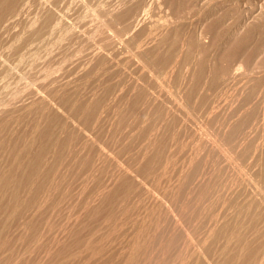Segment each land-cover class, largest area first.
I'll list each match as a JSON object with an SVG mask.
<instances>
[{"label": "rangeland", "instance_id": "obj_1", "mask_svg": "<svg viewBox=\"0 0 264 264\" xmlns=\"http://www.w3.org/2000/svg\"><path fill=\"white\" fill-rule=\"evenodd\" d=\"M43 1L45 0H0V7L3 10L2 16H0L1 88L3 89L4 85L8 83L5 86L7 89L0 90V169L3 167L5 170L8 169L0 170V175L3 172V174L6 173L4 174L6 177H9V173H11L10 177H12L8 179L4 175V177L0 176V188L4 189V191L0 189V264H155V261L156 264H171L170 255H166L169 253H165L166 250L171 254V250L164 246L167 245L172 234L185 231L187 226L184 225V218H181V210L188 202L189 197L194 196V186H197L198 181L200 183L201 180L204 183H207V180L210 184L215 183L216 187L217 185L221 186V182L227 180L228 175L230 178L234 176L232 173L235 166H238L237 162L240 160V162H244L237 155L235 142H233L234 144L225 142L224 137L225 133H228L227 128H232L239 115L249 116L251 113L250 101L256 96L264 95V0H63V2L55 0L54 3H57L58 6L53 5V1L47 0V3L44 2L45 4ZM44 8L47 9L44 10ZM53 12L52 17L56 18V21L51 18ZM46 15L47 18H45ZM48 18L53 20L51 23L57 22V25H52L53 23L50 24L48 21L50 26L47 22ZM100 20L101 23L98 24ZM95 22L97 23L95 24ZM54 26L57 28L54 29ZM88 31L92 33L93 37L91 34V37L88 36ZM24 35L28 38H25ZM88 37L93 39L90 40ZM106 39L109 43L105 41L104 44L103 40ZM30 40L33 43L37 42L34 43L35 52L34 45ZM97 41L100 43L97 44ZM114 41L121 49H118L116 44H112ZM28 43L33 45L32 49ZM125 43H127V47ZM24 44L25 46L28 44L26 48H24ZM97 45L100 50L95 52L94 48ZM100 46H104L105 49ZM138 46L144 48V52L146 50V55H148L147 52L149 53L148 57L143 55V51L138 54V57H141L138 58V61L146 58V63L145 61L143 63V60L139 63L147 66L144 71L146 67L144 65L140 75H138L139 70H136L133 62L126 59V56L134 52ZM17 48L22 50L21 54ZM128 48L132 49L128 50ZM29 49L33 50L32 53ZM125 49L127 52L132 51L127 54V52L124 53ZM17 53L18 55H16ZM19 54L22 57H19ZM28 57H30V61ZM5 58H8V62ZM135 59L137 60V56ZM4 61L9 66L5 65ZM235 62L242 65L238 70H241V74H239L240 72L236 74L239 80L233 79L236 76H232L231 73ZM4 66H7V69ZM147 69L150 70L149 73L146 71ZM141 73H144L142 77ZM132 74L134 77L137 75L136 78H133ZM145 74H148L147 77L144 76ZM151 75L155 79H152ZM66 77H70V81L69 78L65 80ZM131 77L132 79H130ZM143 78L145 83H143ZM242 78L245 80L241 82ZM10 79H12L11 82ZM60 79L65 82L62 84ZM136 80L139 81L135 82ZM4 82L5 84L2 85ZM64 84L65 87H63ZM131 87H135L136 90L132 91ZM43 89L45 90L43 91ZM74 90L73 95L69 94ZM37 91L44 92L43 94L47 97L39 95ZM74 93H78L79 96L76 98ZM7 94L9 95L5 97L4 95ZM43 96L49 101L47 99L45 101ZM247 96L252 98L247 99ZM3 98L6 99L3 100ZM73 98L79 99L78 102L75 103ZM244 99L249 102L243 103ZM89 102L93 103L94 109ZM83 103L84 105H82ZM39 104L44 106L43 109L49 108V110L44 111ZM48 104H51L52 107ZM101 104L104 105V109ZM79 105H82V108ZM99 105L102 109L99 108ZM237 105L241 109L249 108L250 111L244 112L245 109H243V113L240 114L242 110L237 109ZM246 105L247 107H245ZM8 107L9 109H7ZM89 108L92 109L91 112H89ZM210 108H213L212 111ZM93 110L97 112L95 113ZM255 110L256 115L249 116L247 124L252 122L250 119H254V124H257L259 128L254 125L252 139L262 145L264 143V136H262L264 134V114L260 111V107ZM235 111L237 112L235 113ZM44 112L45 114H42ZM213 112L216 115L215 118ZM216 112L218 115L223 113L224 117L223 114H221L222 117L218 116ZM82 113L86 114L83 116ZM88 113L90 114L87 115ZM91 113L93 114L91 115ZM238 113L239 115H236ZM258 113L262 114V118H258ZM43 115H45V119L47 117V121L43 119L45 122L39 121L42 120ZM201 116L205 119H201ZM227 116L229 120L226 118ZM209 117H213L210 120L216 121L214 123L219 124V127L213 122L209 123ZM232 117H234V122ZM255 117L259 119L257 123ZM82 119H84L83 122L85 121L84 126H89L88 128L83 126ZM204 120H206L205 124L201 125ZM37 121L40 122V125L37 124ZM75 121L78 124L82 123L79 125L83 126H81L83 130L77 127L79 129L73 133L76 129L74 127L76 124L73 123ZM223 121L226 123L224 124ZM231 122H233L231 127H228ZM221 123L224 124L222 129H220ZM34 124L39 127H35ZM67 124L68 126H66ZM70 125L71 128H69ZM206 125L209 128L211 125L212 127L215 125V127L209 130ZM202 126L205 127L203 130L207 128L208 132L206 130V132H202ZM214 128H218L220 131ZM224 128L226 131L223 130ZM66 129L71 130L72 133H70L71 131L65 132ZM214 130L217 132L216 136L215 132L212 133ZM83 131L91 134V136L88 134L92 137L89 139L90 142L87 140L89 136ZM256 131L257 133H255ZM258 132L262 134L260 135ZM190 133L193 135L189 137ZM84 135L88 136L85 142ZM93 135L98 141L93 139ZM221 135H224V137L222 136L224 141L221 140ZM256 135H259V140ZM69 138L77 140V143L82 139L83 143L77 144L72 140L73 144ZM196 138L201 144L196 142ZM216 138H220L221 141L217 139V142ZM23 139L27 142L24 143ZM92 139L95 140V146ZM86 141L90 146L86 145ZM192 142H196L195 146L194 143L192 145ZM213 142H216L218 146H215ZM222 143L225 144V147L227 144V146L230 145V149L226 150L223 145L222 149L220 146ZM197 144L198 146H196ZM30 145L31 147H27ZM188 145H190L191 152ZM21 146L22 148H20ZM103 146L109 150V153L105 152L107 155L105 153L102 155L105 158H100L99 156L106 150H101ZM146 146H151V150L146 149ZM209 146L210 150L207 148ZM231 146H233V150ZM83 147L88 149L84 150ZM215 147H218L219 150L216 149L218 153L215 151ZM27 148L30 150L23 152ZM201 148L204 151H201ZM43 149L45 153L42 152ZM222 150H225V153ZM200 151L206 152L202 154ZM41 152L46 155L41 156ZM226 152L228 155L230 154V157H227ZM223 153L226 158L231 160L227 162L222 156ZM57 154L58 158H55ZM191 154L195 155L194 161ZM200 154L203 156H199ZM26 155H28L27 159L24 158ZM29 155L31 156L30 161L28 160ZM189 155L190 157H188ZM196 157L200 159L199 162H196L198 161ZM202 157H205L204 160ZM234 157L235 159L238 157L237 161H234ZM22 158L24 160L20 162ZM44 158L45 160H43ZM220 158L221 160H218ZM211 159H214L215 162L214 160L211 162ZM222 159H225L226 163ZM27 161H33L32 163L39 161V163L43 161L46 163L47 161L48 168L45 163H43L45 169L43 167L44 170H42L43 164H40L41 166L36 163V165H31L32 163L29 164ZM51 161H54L55 168ZM189 161L192 164L188 163ZM232 161L233 164L234 162L237 164H232V166ZM214 163L219 164L217 166ZM205 164H209L206 166L207 170L204 168ZM240 164H243V168L246 167L245 162ZM27 165L28 167L24 169L23 167ZM38 166L43 172H40ZM194 166L198 168L203 166L202 171L199 170L198 173V168L194 169ZM182 167H186L185 171ZM189 167L193 168L192 174L189 172L192 171ZM13 168L16 170L13 171ZM46 168L48 172L45 171ZM224 168H227V171ZM9 169L13 172H9ZM126 169L130 171L128 172ZM194 170H196V174H194ZM203 170L206 175L204 178H200V176H204ZM214 170H219L215 172L220 177L214 174ZM17 171L19 175L24 171L23 178H21L22 175L18 176ZM206 171L208 174L205 173ZM178 172H181L180 175L184 177L176 175L179 174ZM38 173H45V175L39 176ZM223 173L226 174L224 177ZM188 174L194 178L189 176L188 180ZM212 174L216 175L218 181ZM16 175L19 178L17 180L13 179L17 177ZM207 175H210L211 179ZM179 177L182 178L181 182ZM196 178L197 182H195ZM212 179H215L214 182ZM173 180L176 181L173 182ZM215 181L218 182L217 185ZM225 181L223 184L229 180ZM13 182L16 183H14L15 186L12 184ZM31 182H34L33 185L30 184ZM50 182L54 187H50L52 186ZM35 183L37 187L35 186L34 189ZM148 183L152 184L149 186H151L150 189L153 187V190L146 186ZM181 183L184 187L186 185L188 187H181L183 186ZM154 184L162 193L159 192V189L154 188ZM161 185L170 187L165 189ZM27 186H30V189ZM191 186L194 192L190 191ZM216 187L213 193L216 192L214 198L218 199L219 196V198L223 196L221 194L224 190L221 187L220 189ZM26 188L30 192H27ZM170 188L172 192L165 191H169ZM181 188L185 190H181ZM143 189L145 190L143 191ZM146 191L148 193L155 191L157 194L153 192L150 194L155 196H149ZM181 191L182 194H180ZM15 194L17 195L14 196ZM225 194L224 197L228 198L229 194ZM157 195L162 196V200H159L160 197L158 198ZM217 195L218 197H216ZM17 196L19 197L16 201ZM148 196L158 199L155 198L153 200L155 203H153L151 201L154 198L149 200ZM224 197L222 198L225 199ZM163 199L164 204H161ZM181 205H183L182 209ZM219 206L220 204L217 203L215 208L213 207V212L221 214L223 208ZM261 209L263 212L260 222L263 220L261 218L264 216V207ZM223 210L226 211L225 208ZM220 214L219 216H221ZM178 216L179 219L181 218L180 220L176 219ZM228 216L230 218V215ZM172 218L176 221L179 220L180 224L178 221L176 224ZM181 221L184 224L183 222L181 224ZM260 222L259 224H264V222ZM171 223H173V227H176L174 230H172ZM180 226H183L181 230ZM258 226L261 229H258V233L264 231V225L262 228L260 225ZM258 233L256 234L258 235ZM261 234L258 235L262 236L259 240L257 235L252 237L253 252L256 251L254 246H257V249L262 246L260 250L264 247V234L263 232ZM222 241L217 243L216 247L223 244ZM160 242L161 244H159ZM232 245L234 244L232 243ZM163 252L168 257L166 260ZM246 253L245 255L249 257L248 252ZM161 257L165 262L160 260Z\"/></svg>", "mask_w": 264, "mask_h": 264}, {"label": "bare ground", "instance_id": "obj_2", "mask_svg": "<svg viewBox=\"0 0 264 264\" xmlns=\"http://www.w3.org/2000/svg\"><path fill=\"white\" fill-rule=\"evenodd\" d=\"M53 1V2H52ZM58 1H60V0H58ZM47 3V0H45V1H43V3ZM50 2H52L53 3V5L55 4V5H57V3H54V2H56L55 0H50ZM62 2H63V0H62ZM44 3V4H45ZM59 3V2H58ZM43 4V5H44ZM61 5V3L59 4V6ZM58 6V5H57ZM45 9H47V8H44V10ZM3 10L1 9V7H0V16H2L1 15V12H2ZM48 13L50 12L49 10L47 11ZM3 13V12H2ZM44 13H45V11H44ZM43 14V13H42ZM47 14V13H46ZM52 14H54V12L53 13H51V18L53 19L54 17H52ZM45 15V14H44ZM48 15V14H47ZM47 15H46V17L45 18H47ZM12 17H14V16H12ZM42 17H43V15H42ZM48 17H49V15H48ZM56 17V16H55ZM44 19V18H43ZM49 19V18H48ZM52 19H49V20H47V22L49 21L50 22V24H52L51 23V20ZM53 20H55L56 21V18H54ZM52 20V21H53ZM92 20H93V18H92ZM45 21H46V19H45ZM49 22H48V24H49ZM57 22H55V23H53L52 25H54V24H56ZM93 23V22H92ZM97 22H95V24H96ZM101 23V20L98 22V24H100ZM47 24V25H48ZM49 24V25H50ZM57 25V24H56ZM51 26V25H50ZM49 26V27H50ZM53 27V26H52ZM31 28V27H30ZM33 28H34V26H33ZM55 28H57V27H55L54 26V29ZM35 29V28H34ZM52 29V28H51ZM84 32H85V30H84ZM89 32V33H88ZM87 32V34H88V36H90V34H91V36H92V33H90V31H88ZM84 34V33H83ZM86 34V33H85ZM90 36V37H91ZM23 37V36H22ZM24 37H25V35H24ZM27 38H28V36H26ZM25 37V38H26ZM90 37H88L90 40L91 39H93V38H90ZM93 37V36H92ZM31 38V37H30ZM22 40H24L25 41V39L24 38H22ZM98 40V39H97ZM23 41V42H24ZM29 41V40H28ZM41 41H42V39H41ZM41 41H39V42H41ZM96 41V40H95ZM104 41V44H105V41H107V39L106 40H103ZM122 41V40H121ZM22 42V43H23ZM30 42H32V40H30ZM108 42V41H107ZM35 44L37 43V42H34ZM34 43L32 42V44L34 45ZM95 43V42H94ZM99 43H100V41H99ZM98 43V41H97V44H99ZM101 43H102V41H101ZM109 43V42H108ZM119 43V42H118ZM28 44H30V43H28ZM28 44H26V46L28 45ZM112 44H116L115 43V41H114V43H112ZM120 44V43H119ZM121 44H122V42H121ZM131 44V43H130ZM134 44H136V43H134ZM137 44H139V43H137ZM32 45V46H33ZM117 45V47H118V44H116ZM125 45H126V47H127V43H125ZM26 46H25V44H24V48H26ZM31 46V44L29 45V47ZM32 46H31V49H32ZM39 46V44L37 45V47ZM94 47H95V44H94ZM100 47H102V46H100ZM105 47H107V45H105ZM115 47V46H114ZM121 47H122V45H121ZM125 47V48H126ZM21 48V47H20ZM20 48L18 49L19 51H20V54H21V52H22V50H20ZM22 48H23V46H22ZM104 48V46L102 47V49ZM120 47H118V49H119ZM133 48V47H132ZM132 48H128V50L129 49H132ZM28 49V48H27ZM31 49H29V51L32 53V51H31ZM35 49H36V47H35V45H34V52H35ZM95 50V52H98V50H100L99 49V47H98V45H97V47L96 48H94ZM105 49V48H104ZM113 49H115V48H113ZM117 49V48H116ZM121 49V48H120ZM135 49V48H134ZM133 49V50H134ZM25 50V49H24ZM123 50V49H122ZM126 51L124 52V53H126L127 52V49H125ZM17 51V50H16ZM37 51V50H36ZM103 51V50H102ZM101 51V52H102ZM117 51V50H116ZM132 51V50H131ZM131 51H128L127 52V54H129V52H131ZM143 51V55H146V50H145V52H144V48H142L141 46H138L135 50H134V52H131V54L130 55H127V54H125V55H127L126 56V59H128V60H130L131 62H133V64L135 65V68H137L136 70H139L138 71V75H140V72H143V68L146 66L145 64V66L144 65H142L143 63H144V61H145V63H146V58L145 59H141V60H139V61H142L143 60V63L142 64H140L139 63V61H138V58L140 59L141 57H138V54L140 53L141 54V52ZM27 52H28V50H27ZM100 52V51H99ZM122 52V53H123ZM24 53V52H23ZM31 53H30V57H31ZM145 53V54H144ZM20 54H19V57H22V56H20ZM147 54L149 55V53L147 52ZM16 55H18V53L16 54ZM23 55V54H22ZM26 55H29V54H26ZM148 55H146L147 57H148ZM135 56H137V60L135 59ZM141 56V55H140ZM18 57V58H19ZM30 57H28V60L30 61ZM144 57V56H143ZM6 59V58H5ZM21 59V58H20ZM27 59V58H26ZM150 59V58H149ZM4 60V59H3ZM18 60V59H17ZM32 60V59H31ZM148 60V59H147ZM152 60V59H151ZM6 61L8 62V58L6 59ZM19 61V60H18ZM24 61V60H23ZM126 61V60H125ZM125 61H123V62H125ZM154 61V60H153ZM2 61H0V63H1ZM7 62H3L5 65H7V66H9L8 65V63ZM148 62V61H147ZM237 62V61H236ZM235 62V63H236ZM2 63V64H3ZM7 63V64H6ZM239 63V62H238ZM238 63H236V64H233V71L231 72L232 73V76H236V77H234L233 79H235L236 80V78L238 79V76L236 75V74H238V72H240L239 74H241V70L240 71H238L239 69H241V67H240V65H241V63L240 64H238ZM126 65H127V62L125 63ZM148 64H149V62H148ZM84 65V64H83ZM82 65V66H83ZM153 65H154V62H153ZM7 66H4V67H6V69H7ZM235 66V67H234ZM242 66V65H241ZM81 67V66H80ZM127 67V66H126ZM10 68V67H9ZM78 68H79V66H78ZM83 68V67H82ZM130 68V67H129ZM147 68V66L144 68V71H145V69ZM5 69V68H4ZM80 69V68H79ZM128 69V68H127ZM131 69V68H130ZM149 69V68H148ZM146 70V71H148V73L150 72V70ZM231 69V70H232ZM135 70V71H136ZM142 70V71H141ZM9 71V70H8ZM127 71H129V69L127 70ZM135 71H133V72H135ZM156 71V70H155ZM12 72H13V70H12ZM132 72V71H131ZM132 72V73H133ZM1 73V72H0ZM8 73V72H7ZM49 73V72H48ZM48 73H47V75H48ZM145 73V72H144ZM144 73H141V77H142V75L144 74ZM152 73V72H151ZM230 73V74H231ZM3 74H4V71H3ZM2 74V77L4 76ZM50 74V73H49ZM155 74H156V72H155ZM242 74H244V73H242ZM60 75H62V74H60ZM59 75V76H60ZM128 75H130L129 73H128ZM133 76V78H136V76L134 77V74H132ZM147 75L148 74H145L144 76L145 77H147ZM11 76V75H10ZM58 76V77H59ZM63 76V75H62ZM62 76H60V77H62ZM152 76V75H151ZM240 76H242V75H240ZM239 76V77H240ZM0 77H1V75H0ZM132 77L130 78V79H132ZM155 77H156V75H155ZM8 78V77H7ZM67 78H69V81H70V77H66V79L65 80H67ZM148 78H149V76H148ZM151 78V77H150ZM232 78V77H231ZM138 79H139V77H138ZM152 79H155L153 76H152ZM241 79V78H240ZM8 80V79H7ZM6 80V81H7ZM11 80L12 79H10L9 81L11 82ZM57 80V79H56ZM61 80V79H60ZM63 80H64V78H63ZM63 80H61V83L63 82ZM140 80H142L141 78H140ZM239 80V79H238ZM245 79H243L242 78V80H241V82L242 81H244ZM5 81V82H6ZM15 81V80H14ZM68 81V82H69ZM132 81V80H131ZM134 81V80H133ZM137 81H139V80H136L135 82H137ZM5 82L4 83H2V85L3 84H5ZM65 82V81H64ZM63 82V83H64ZM240 82V83H241ZM54 83V82H53ZM60 83V84H61ZM62 83V84H63ZM143 83H145V81H144V78H143ZM142 83V84H143ZM8 83H6V85H7ZM12 84V83H11ZM68 84V83H67ZM70 84V83H69ZM242 84V83H241ZM245 84V83H244ZM243 84V85H244ZM6 85H4V88L3 89H7V88H5V86ZM9 87H10V84L8 85ZM66 85L64 84V86L63 87H65ZM68 86V85H67ZM132 86V85H131ZM2 86H0V88H1ZM132 88V91H133V89H135L136 90V88L135 87H131ZM2 88L0 89V90H3ZM9 89V88H8ZM42 89V88H41ZM40 89V90H41ZM46 89V88H45ZM45 89H43V91L45 90ZM62 89H64V88H62ZM66 89V88H65ZM78 89V88H77ZM77 89H75V90H77ZM39 90V91H40ZM75 90L74 91H71V92H69V94H71L72 92H75ZM79 90V89H78ZM134 90V91H135ZM10 91V90H9ZM39 91H37L38 93H39ZM80 91V90H79ZM97 91V90H96ZM132 91H130V92H132ZM7 92V91H6ZM77 92V91H76ZM81 92V91H80ZM79 92V93H80ZM3 93V92H2ZM5 93V92H4ZM44 93V92H43ZM42 93V91H41V93H39V95L41 94V96L42 95H44ZM94 93H95V91H94ZM6 94V93H5ZM254 95H255V93H253ZM252 94V97H254V95ZM9 94H7V95H4L5 97H7ZM72 95H73V93H72ZM72 95H70V96H72ZM74 95H76V98H77V96H79V94L78 93H74ZM95 95V94H94ZM93 95V96H94ZM44 96H46V95H44ZM43 96V98L45 99V101H47L48 100V98H45ZM81 96V95H80ZM91 96V95H90ZM251 96V95H250ZM256 96V95H255ZM47 97V96H46ZM73 97V96H72ZM92 97V96H91ZM130 97V96H129ZM252 97H246L247 99H251ZM42 98V99H43ZM97 98V97H96ZM6 99V98H5ZM4 98H3V100H5ZM47 99V100H46ZM74 100H75V98H73ZM247 99H244V102L243 103H246L247 101ZM73 100V101H74ZM77 100H79V99H76L75 100V103H76V101ZM91 100V99H90ZM98 100H100V99H98ZM44 101V100H43ZM49 101V100H48ZM72 101V102H73ZM89 101V100H88ZM87 101V102H88ZM96 102H97V99L95 100ZM101 101V100H100ZM246 101V102H245ZM3 102V101H2ZM6 102V101H5ZM78 102V101H77ZM85 102H86V100H85ZM84 102V103H85ZM99 102V101H98ZM249 102V101H248ZM247 102V103H248ZM251 102V105L249 104V107L251 106V111H250V109L249 108H247V109H245V108H243V109H245L244 110V112H246L247 110H249L251 113H249V116H253L254 117V115H252V114H255V112H256V108H259L260 107V111H262V113L264 114V95H262V96H260V97H254L253 98V100L252 101H250ZM4 103V102H3ZM84 103L82 104V105H84ZM90 103V102H89ZM100 103V102H99ZM99 103H97V104H99ZM102 103V102H101ZM88 104V103H87ZM97 104H95V107L97 106ZM104 104V103H103ZM40 105V107H41V109H43L44 108V106L42 105L41 106V104H39ZM49 105V104H48ZM75 105V104H74ZM81 105V106H82ZM90 105H91V107H92V109H94L93 108V103L91 102L90 103ZM49 106H51V104L49 105ZM80 106V105H79ZM80 106V107H81ZM100 106V105H99ZM101 106H102V104H101ZM101 106L99 107L100 109H102L101 108ZM238 106V105H237ZM239 106H241L240 105V103H239ZM239 106H238V108L237 109H240V111L242 110V112L240 113V114H242L243 113V109H241V108H239ZM43 107V108H42ZM52 107V106H51ZM80 107H78V109L80 108ZM90 107V108H91ZM103 107V109L105 108L104 107V105L102 106ZM109 107V106H108ZM111 107V106H110ZM121 107V106H120ZM120 107H119V110H121L120 109ZM216 107V106H215ZM245 107H247V105L245 106ZM47 108V107H46ZM82 108V107H81ZM88 108V107H87ZM86 108V109H87ZM89 108V112H91V110L92 109H90ZM97 109H98V107H96ZM95 108V109H96ZM112 108H115V107H112ZM122 108V107H121ZM7 109H9V107L7 108ZM78 109H77V111H78ZM111 109V108H110ZM211 109V108H210ZM213 109V108H212ZM212 109H211V111H212ZM215 109V108H214ZM216 109H217V107H216ZM215 109V110H216ZM237 109H235V110H237ZM44 111H47V110H49V108L47 109V110H45V109H43ZM75 110H76V107H75ZM80 110V109H79ZM106 110V109H105ZM105 110H104V112H105ZM113 110V109H112ZM117 110V109H116ZM118 110V111H119ZM258 111H259V109H257ZM7 111V110H6ZM27 111V110H26ZM25 111V112H26ZM81 111L83 112V109H81ZM85 111V110H84ZM114 111H115V109H114ZM210 111V112H211ZM214 111V110H213ZM219 111V110H218ZM217 111V112H218ZM239 111V112H240ZM85 112H87V111H85ZM93 112H97V111H94L93 110ZM99 112H101V111H99ZM98 112V113H99ZM120 112V111H119ZM216 112V113H217ZM237 111H235V113H236ZM248 112V111H247ZM254 112V113H253ZM79 113V112H78ZM206 113V112H205ZM205 113H204V115H205ZM209 113V112H208ZM215 113V114H216ZM219 113H221V112H219ZM234 113V114H235ZM42 114H45V112L44 113H42ZM84 114H86V113H84ZM84 114L82 113V115L84 116ZM90 113H88L87 115H89ZM93 113H91V115H92ZM221 114H223V113H221ZM221 114H219V115H221ZM246 114V113H245ZM259 114V115H258ZM257 115H258V118L259 117H261L262 118V114L261 113H258ZM48 115V114H47ZM80 115H81V113H80ZM97 116H98V114H96ZM95 115V116H96ZM208 115V114H207ZM213 115H214V112H213ZM217 115H218V113H217ZM218 115V116H219ZM236 115H239V113L238 114H236ZM235 115V116H236ZM247 115V114H246ZM256 115V114H255ZM203 116V115H202ZM201 116V117H202ZM210 116H212V114L210 113ZM215 116L216 115H214V118H215ZM217 116V117H218ZM248 115L245 117V116H243V115H239V117L238 118H236V120H235V122H234V117H232L233 118V122H234V124H233V126H232V128H227V127H225V128H227V130H228V133H225L226 135H225V137H224V135H221L220 137H221V140H222V136L224 137V140H225V142H227L228 141V143L230 142V143H233V142H235V149L237 148V155H238V157L240 158V159H242L246 164V167L245 168H243V164H240V163H244V162H237L238 163V166H235V170H234V172L232 173V171H231V173L234 175H232L233 177H231L230 178V176L228 177L227 176V180H229L228 182H226L225 180V184H223V182H221L222 183V185L221 186H219V185H217V181H218V178L217 177H220V175H218V174H216V172H218V171H216V170H214V174H216V175H218L217 177H216V175H213L215 178H217L216 180L217 181H215L216 182V185H217V187H218V189H220V187L224 190V191H226V192H224V191H222L224 194L225 193H228L229 195H230V197H229V195H227L228 196V198H225L224 197V194L222 193L221 195H223L222 197H224L225 199H223L222 197L221 198H219L218 197V195L216 196V197H218V199H216V198H214L215 197V193H213L214 191H215V183L213 184H210V183H208V180H207V183L205 182H203V180H201L200 181V183H199V181H198V179L196 178V180H195V182H197L198 181V184H197V186H194V188L193 189H195V193H194V196H192L193 197V199H192V197H189V200H187L188 202L187 203H185L186 205L184 206V208H183V210H181L182 211V217L181 218H184V222H185V224H184V222L183 221H181V224H182V222H183V224L185 225V226H187V227H185V231H183V232H176V230H175V232L176 233H174L173 231V233L174 234H172L171 235V241H170V238H169V242L167 243V245L166 246H164V248L166 247L168 250H171V254H170V252H166V250H165V253H169V254H166L167 256H169L170 255V257L169 258H171V261H172V263L171 264H264V247H263V249H261L260 250V247H262V246H260L258 249H257V246H254V247H256V251H254L253 252V249H252V247H251V242H252V237H255L257 234L256 233H258V225H260V227L262 228V225H264L263 223H261V222H264L263 220H264V216H263V218H261V219H263V220H261V222H260V217H262V215H261V213L263 212V210L261 209V208H263L264 207V146H263V144L262 145H260V144H257L256 142H257V140H256V142H254V140L252 139V134H254V129H255V127H254V125H256L257 126V124H254V119L252 118V119H250V120H252V122L251 123H249V124H247V122H248V119L250 118ZM208 117V116H207ZM217 117H216V120H217ZM220 117H222V115L220 116ZM223 117H224V114H223ZM40 118H41V116H40ZM40 118H38V119H40ZM84 118H86V117H84ZM205 119V117H202L201 119ZM211 118H213V117H211ZM210 117L208 118L209 120L211 119ZM219 118V117H218ZM227 119H228V116L226 117ZM229 118H231V117H229ZM43 119H45V115H43V118H42V120L40 119L39 121H41V122H45V120L47 119V117H46V119L43 121ZM221 119H223V118H221ZM256 119H257V117H255V122L257 123L258 122V120L260 119H257V121H256ZM77 121L79 120V119H76ZM83 120L84 119H82V123H83V126H84V122H83ZM86 120V119H85ZM225 120V119H224ZM229 120V119H228ZM231 120V119H230ZM262 120V119H261ZM39 121H37L38 123L37 124H39L40 122ZM47 121V120H46ZM49 121V120H48ZM72 121H74V119H72ZM203 121V120H202ZM219 121H220V119H219ZM218 121V122H219ZM263 121H264V119H263ZM36 122V121H35ZM34 122V123H35ZM80 122V121H79ZM79 123V124H82V123ZM89 122V121H88ZM87 122V123H88ZM200 122H201V120H200ZM205 122H206V120H204V122L201 124V125H203V124H205ZM211 122V124H212V122L213 121H209V123ZM214 122H216V121H214ZM213 122V123H214ZM224 122V121H223ZM228 122V121H227ZM233 122H231V124L229 123V125H228V127L230 126L231 127V125H232V123ZM73 123H75L76 125H78V126H76L75 124V131H73V133L74 132H76V130H78L79 128L81 129V130H83L82 128H81V126L78 124V123H76V121L75 122H73ZM87 123H85L86 125H87ZM208 123V124H209ZM220 123V122H219ZM226 123V121L224 122V124ZM36 124V125H37ZM89 124V123H88ZM214 124H217V123H214ZM224 124H222L221 123V126L222 125H224ZM40 125V124H39ZM210 125V124H209ZM218 125V127H219V124H217ZM34 126H35V124H34ZM66 126H68V124L66 125ZM82 126V127H83ZM207 126V125H206ZM220 126V127H221ZM227 126V125H226ZM35 127H39V126H35ZM77 127H79V128H77ZM84 127H86V128H88L87 126H84ZM203 127V126H202ZM208 127V126H207ZM213 127H215V125L213 126ZM212 127V125H211V129L213 128ZM217 127V126H216ZM258 128H259V126H257ZM64 128V127H63ZM68 128V127H67ZM69 128H71V125L69 126ZM205 127H203L202 128V132H204L205 130H203ZM209 128V127H208ZM209 128V130H211ZM223 128V126L220 128V129H222ZM225 128L223 129V130H225ZM37 129V128H36ZM201 129V128H200ZM214 129H216V128H214ZM33 130H34V128H33ZM84 130H86V129H84ZM89 130H90V128H89ZM216 130H219L218 128L216 129ZM216 130H214L212 133H214ZM230 130V131H229ZM64 131V130H63ZM68 130L66 129V131L65 132H67ZM71 131V130H70ZM70 131H68V133L70 132ZM80 131V130H79ZM199 131V130H198ZM207 132H208V130H206ZM205 131V132H206ZM220 131V130H219ZM226 131V130H225ZM258 131V130H257ZM257 131L255 132V133H257ZM65 132H63L64 134H65ZM82 132V131H81ZM84 133H86L87 135L89 134L90 136H91V134L90 133H87V132H89L88 131V129H87V132L86 131H83ZM196 132V131H195ZM202 132H200V133H202ZM222 132V131H221ZM220 132V133H221ZM259 132H260V130H259ZM258 132V134H260ZM67 133V134H68ZM70 133H72V131L70 132ZM211 133V134H212ZM85 134V135H86ZM203 134V133H202ZM206 134V133H205ZM218 134H219V132H218ZM222 134V133H221ZM262 134V133H261ZM260 134V135H261ZM71 135H73V134H71ZM71 135H69V137H72ZM78 134L76 133V136H77ZM83 135V134H82ZM84 135V136H85ZM88 135V136H89ZM193 135V133L191 134H189V137L190 136H192ZM197 135V134H196ZM199 135V134H198ZM209 135H210V132H209ZM208 135V136H209ZM214 135V134H213ZM217 135V132H215V136ZM220 135V134H219ZM218 135V136H219ZM27 136V138H28V135H26ZM66 136H68V135H66ZM80 136V135H79ZM79 136L78 137H76V139L78 138L79 139ZM88 136H85V138L83 139L84 140V142H85V139H87L88 138ZM89 136V138L87 139L88 141H89V139L90 138H92V137H90ZM94 136V135H93ZM202 135H200V137H201ZM203 136H204V134H203ZM206 136V135H205ZM212 136V135H211ZM254 136V135H253ZM257 136V139H258V136L259 135H256ZM262 136H264V134L262 135ZM74 137H75V135H74ZM73 137V138H74ZM200 137H198L200 140H201V138ZM255 137V136H254ZM261 137V136H260ZM27 138H26V140H27ZM192 138V137H191ZM191 138H190V141H191ZM207 139H210V138H208V137H206ZM205 138V139H206ZM213 138V137H212ZM215 138V137H214ZM264 138V137H263ZM25 139V138H24ZM24 139H23V142L25 143V141H24ZM77 139V140H78ZM93 139H95V140H97L96 138H95V136L93 137ZM92 139V140H93ZM217 139H219V141H221L220 140V138H216L215 140L217 141ZM255 139H256V137H255ZM262 139V138H261ZM30 140V139H29ZM72 141V140H74V139H70L69 138V141ZM76 140V141H77ZM92 140H91V142H92ZM95 140H93V143H94V141ZM188 140H189V138H188ZM204 140V139H203ZM212 140H214V139H212ZM212 140H210V142L212 141ZM224 140H222V141H224ZM259 140V139H258ZM75 140H74V142H76ZM82 141V139L80 140V142ZM88 141H86L87 143H86V145H88ZM98 141V140H97ZM96 141V142H97ZM195 141V140H194ZM198 140H197V138H196V142H197ZM202 141V140H201ZM205 141V140H204ZM27 142V141H26ZM31 142V141H30ZM80 142L79 143H77V144H80ZM90 142V141H89ZM195 142V143H196ZM203 142V141H202ZM206 142V141H205ZM204 142V143H205ZM209 142V141H208ZM218 142V141H217ZM264 142V141H263ZM65 143H67L66 141H65ZM72 143H73V141H72ZM81 143H83V142H81ZM193 143L194 142H192V145H193ZM195 143H194V146H195ZM198 143L199 144H201L199 141H198ZM212 143V142H211ZM214 143V145L215 146H218L217 145V143L216 142H213ZM220 143V142H219ZM27 145L29 144V143H26ZM25 144V145H26ZM74 144V143H73ZM99 144V143H98ZM190 144V143H189ZM234 144V143H233ZM24 145V146H25ZM64 145V144H63ZM72 145V144H71ZM76 145V144H75ZM75 145H74V147H75ZM84 145V144H83ZM86 145H84L85 147H86ZM100 145V144H99ZM153 145H155V144H153ZM152 145V146H153ZM224 146V148H226V150H228L227 148H229L230 149V145L229 146H227L226 145V147H225V144L224 143H222V144H220V146ZM43 146H45V145H43ZM42 146V148H45V147H43ZM88 146H90V144L88 145ZM87 146V147H88ZM94 146H95V143H94ZM149 146V145H148ZM148 146H146L147 148L146 149H148L149 148V150H151L150 148H151V146L150 147H148ZM189 147H188V149L190 148V145H188ZM196 146H198V144L196 145ZM200 146V145H199ZM204 146V145H203ZM206 146V145H205ZM204 146V147H205ZM210 146H211V144H210ZM210 146L209 147H207L208 149L210 148ZM223 146H222V149H223ZM234 146V145H233ZM233 146H231V148L233 147ZM27 147H31V145L30 146H27ZM73 147V146H72ZM77 147H79L78 145H77ZM155 147V146H154ZM193 147V146H192ZM20 148H22V146L20 147ZM47 148V147H46ZM76 148V147H75ZM90 148V147H89ZM197 148H199V147H197ZM220 148V147H219ZM24 149H25V147H24ZM78 149H80V147L78 148ZM83 149H84V147H83ZM82 149V150H83ZM85 149H88V148H85ZM84 149V150H85ZM106 148H104V146H103V148L101 149V150H105ZM191 149V148H190ZM189 149V150H190ZM196 149V148H195ZM194 149V150H195ZM205 149V148H204ZM207 149V150H208ZM213 149H214V147H213ZM216 149H218V147L216 148L215 147V151L217 152V150ZM234 148H232V150H233ZM28 150H30V148H27V150H23V152L25 151H28ZM76 151H77V149H75ZM75 150H72V151H75ZM81 150V149H80ZM106 150H108V149H106ZM104 151L99 157L101 158L102 157V155L105 153V152H108L109 153V150L108 151ZM201 151H204V150H202V148L200 149ZM206 150V151H207ZM210 150V149H209ZM219 150V149H218ZM42 151V150H41ZM75 151V152H76ZM146 151V150H145ZM198 151V150H197ZM200 151V152H201ZM205 151V152H206ZM221 151V150H220ZM220 151H219V153H220ZM222 151H224V153H225V150H222ZM235 151V150H234ZM233 151V153L235 154V152ZM22 152V153H23ZM42 152H44V149H43V151ZM40 153L41 154V156L43 155V153ZM79 152H81V151H79ZM99 152H100V150H99ZM190 152H191V150H190ZM199 152V151H198ZM205 152L203 153V152H201L202 154H205ZM208 152V151H207ZM229 152V151H228ZM21 153V152H20ZM30 153V152H29ZM45 153V152H44ZM74 153V152H73ZM187 153H188V151H187ZM211 153H212V151H211ZM210 153V154H211ZM218 153V152H217ZM223 153V158H225L226 159V161L228 162V158H226L225 157V154ZM229 153H231V152H229ZM18 154H19V152H18ZM28 154V153H27ZM75 154V153H74ZM77 154V153H76ZM106 155H107V153H105ZM190 154V153H189ZM194 154V153H193ZM202 154H200L199 156H203ZM210 154H208V156H210ZM226 154H227V152H226ZM233 154V155H234ZM17 155V154H16ZM21 155V154H20ZM44 155H46V154H44ZM44 155H43V157H44ZM62 155V154H61ZM188 155V154H187ZM213 155H215V153H213ZM212 155V156H213ZM220 155V154H219ZM230 155V154H229ZM228 154H227V157L229 156ZM22 156V155H21ZM28 155H26L24 158L25 159H27L26 157H27ZM40 156V155H39ZM206 156V155H205ZM218 156V155H217ZM232 156V155H231ZM18 157H19V155H18ZM18 157H15V158H18ZM42 157V158H43ZM58 158V154L55 156V158ZM104 157V156H103ZM102 157V158H103ZM188 157H190V155L188 156ZM187 157V159H189ZM193 157H195V155H193L192 156V154H191V158H193ZM215 157H216V155H215ZM221 157V156H220ZM230 157V156H229ZM238 157H236V159H235V157L233 158V159H235L234 161H237V158ZM21 158V157H20ZM24 158H22L21 160L22 161H20V162H23V160H24ZM30 158H31V156L29 155V161H30ZM33 158H34V156H33ZM46 158V157H45ZM45 158L43 159V160H45ZM105 158V157H104ZM201 158V157H200ZM204 158L205 157H202V159L204 160ZM206 158H208V157H206ZM210 158H211V156H210ZM209 158V159H210ZM213 158V157H212ZM218 158H219V156H218ZM232 158V157H231ZM35 159V158H34ZM40 159V158H39ZM187 159H186V162H187ZM194 159L195 158H193V161H194ZM196 159H198V161H196V162H199L200 161V159L198 158V157H196ZM215 159V158H214ZM214 159H211V162L214 160ZM225 159L223 160V162H225ZM232 159V160H233ZM35 160H37V159H35ZM59 160H60V158H59ZM218 160H221V158L220 159H218ZM231 160V159H230ZM229 160V161H230ZM29 161H27V162H29ZM41 161H42V159H41ZM54 161H56V160H54ZM54 161H51L52 162V165H54L53 164V162ZM190 161H192V160H190ZM190 161L188 162V163H190ZM33 162V161H32ZM32 162H29V164L30 163H32ZM40 162V161H39ZM39 162H35L37 165H42L43 163H45L44 161L43 162H41V163H39ZM57 162V161H56ZM195 162V163H196ZM207 162V161H206ZM211 162H210V164H211ZM214 162H215V160H214ZM218 162H220V161H218ZM12 163V162H11ZM35 163H32L31 165H34ZM46 163H47V161H46ZM45 163V165L47 166V164ZM50 163V162H49ZM184 163H185V161H184ZM187 163V164H188ZM201 163H204V162H201ZM201 163H200V165H201ZM226 163V162H225ZM224 163V164H225ZM231 163V162H230ZM237 163H235L234 162V164H233V161H232V163H231V165L233 164V165H236ZM20 164V163H19ZM35 164V165H36ZM190 164H192V163H190ZM189 164V165H190ZM214 164H216L217 166H218V164L217 163H214ZM220 164H222V163H220ZM239 164H240V166H239ZM10 165V164H9ZM22 165V164H21ZM40 165V166H41ZM49 165V164H48ZM50 165H51V163H50ZM198 164L196 163V166H197ZM207 165H209V164H205L204 166V168H206V166ZM227 165V164H226ZM226 165H224V166H226ZM232 165V166H233ZM11 166V165H10ZM22 166H24V165H22ZM55 166L56 165H54V167L53 168H55ZM184 166V165H183ZM185 166H186V163H185ZM193 166V165H192ZM192 166H190V167H192ZM216 166V167H217ZM222 166V165H221ZM242 166V167H241ZM6 167H8V165H6ZM18 167V166H17ZM28 167V165L27 166H25V167H23L24 169L25 168H27ZM39 167V166H38ZM43 167H44V164H43V166H42V170H44L45 169V167H44V169H43ZM52 167V166H51ZM190 167H189V169H190ZM195 167V166H194ZM198 167H199V165H198ZM198 167H195L194 169H196V168H198ZM203 167V166H202ZM202 167H200V168H198L197 170H198V173L200 172L199 170H201L202 171ZM212 167H213V165H212ZM223 167V166H222ZM1 168V167H0ZM4 168V167H3ZM2 168V169H3ZM12 168V167H11ZM22 168V167H21ZM22 168V169H23ZM47 168H48V166H47ZM46 168V170L45 171H47L48 172V169ZM183 168V171H185L184 169L186 168H184V167H182ZM218 168V167H217ZM229 168H230V166H229ZM2 169H0V170H2ZM8 169V168H7ZM6 169V170H7ZM15 168H13V171H15L14 170ZM20 169V168H19ZM21 169V170H22ZM36 170V173H37V166H36V168H35ZM39 170L41 169L40 167L38 168ZM181 169V168H180ZM180 169H179V171H180ZM188 169V170H189ZM193 168H191L190 170H192ZM208 169V167L206 168V170ZM210 169V168H209ZM213 169V168H212ZM211 169V170H212ZM215 169V168H214ZM222 169V168H221ZM220 169V170H221ZM226 171H227V168H224ZM231 169H232V167H231ZM3 170H5V169H3ZM5 170V171H6ZM10 170V169H9ZM8 170V171H9ZM18 170V169H17ZM38 170V171H39ZM50 170V169H49ZM53 170H55V169H53ZM52 170V171H53ZM57 170V169H56ZM55 170V171H56ZM125 170V169H124ZM182 170V169H181ZM187 170V169H186ZM210 170V171H211ZM224 170V171H225ZM12 170H10L9 172H13ZM55 171H54V173H55ZM126 171H130L129 169L127 170L126 169ZM183 171H181V172H183ZM195 171L196 170H194V174H196L195 173ZM209 171V170H208ZM208 171H206L205 173H207ZM209 171V172H210ZM213 171V170H212ZM216 171V172H215ZM1 172V171H0ZM20 172V171H19ZM23 172L24 171H22V174H23ZM40 172H43V171H41L40 170ZM181 172H178L179 174H176V175H180V173ZM189 172H191V174H192V172H193V170L192 171H189ZM229 172V171H228ZM8 173V172H7ZM16 173V172H15ZM46 173V172H45ZM45 173L44 174H42V173H38V175L40 176L41 174L44 176L45 175ZM51 173V172H50ZM53 173V172H52ZM126 173V172H125ZM185 173V172H184ZM187 173V172H186ZM185 173V174H186ZM4 174H6V173H4ZM3 174V172H2V175H0V176H2V177H6V175H4ZM10 175H11V173H9ZM17 174H18V171H17ZM21 174V175H22ZM47 174H49V173H47ZM183 174V173H182ZM185 174H183V175H185ZM202 174L204 175V170H203V172H202ZM201 174V175H202ZM208 174V173H207ZM210 174V173H209ZM230 174V173H229ZM4 175V176H3ZM10 175H9V177L7 176L6 178H12V177H10ZM13 175V174H12ZM15 175V174H14ZM21 175H19L18 174V176H21ZM24 175V174H23ZM23 175H22V177L21 178H23ZM52 175V174H51ZM51 175H46V176H51ZM54 175V174H53ZM175 175V176H176ZM197 175H199V174H197ZM206 175V174H205ZM205 175L204 176H200V178H204L205 177ZM211 175V176H212ZM224 175H226V174H224L223 173V177H224ZM17 176V175H16ZM18 176L15 178H13V179H19L18 178ZM45 176V177H46ZM55 176V175H54ZM54 176H52V177H54ZM181 177H184V176H182V175H180ZM189 176H191V175H187V179L188 178H190ZM209 178H210V175H207ZM213 176H212V178H213ZM42 177V176H41ZM40 177V178H41ZM174 177V176H173ZM177 177V176H176ZM185 177H186V175H185ZM192 177V176H191ZM1 178V177H0ZM37 178H39V177H37ZM175 178V177H174ZM178 178V177H177ZM176 178V180H178ZM180 178V177H179ZM192 178H194V177H192ZM200 178H199V180H200ZM228 178H230V179H232L231 181H230V179H228ZM4 179V181H6L5 180V178H3ZM173 179V178H172ZM172 179L170 180V182L172 181ZM181 179L182 178H180L179 180H180V182H181ZM186 179V180H187ZM207 179V178H206ZM211 179V178H210ZM16 180H15V182H16ZM53 180V179H52ZM176 180H173V182L174 181H176ZM179 180H178V183H179ZM189 180V179H188ZM205 180V179H204ZM214 180L215 179H212V181L214 182ZM9 181H13V180H9ZM21 181V180H20ZM34 181V180H33ZM36 181H38V180H36ZM219 181H220V179H219ZM222 181V180H221ZM15 182H13L12 184H14ZM18 182V181H17ZM169 182V183H170ZM173 182H172V187H173ZM182 182H183V180H182ZM190 182H191V180H190ZM210 182H211V180H210ZM8 183V182H7ZM34 183V182H33ZM33 183L31 182L30 184H32L33 185ZM37 183V182H36ZM34 184V189H35V186L37 187V184ZM39 183V182H38ZM220 183V182H219ZM16 184V183H15ZM15 184H14V186H15ZM29 184V185H30ZM50 184H51V182H50ZM157 184V183H156ZM156 184H154L155 185V189L158 187H156ZM168 184V183H167ZM166 184V185H167ZM180 184V183H179ZM178 184V185H179ZM182 184V183H181ZM185 184V183H184ZM191 184V183H190ZM190 184H189V186H190ZM195 184V183H194ZM20 185V184H19ZM47 185V184H46ZM52 186H50V187H54L53 186V184H51ZM149 185H151L152 186V184H149L148 183V185H146V186H149ZM166 185H165V187L163 186V185H161V186H163L165 189L166 188H169L170 186H171V184H169L170 186L169 187H166ZM183 185V184H182ZM186 185V184H185ZM192 185H193V183H192ZM21 186V185H20ZM44 186V185H43ZM42 186V187H43ZM55 186H56V184H55ZM145 186V185H144ZM151 186H149V189H150V187ZM181 186V185H180ZM179 186V187H180ZM187 187H188V185H186ZM185 186V187H186ZM29 187V188H28ZM32 187V186H31ZM160 187V186H159ZM181 187H184V185L183 186H181ZM184 187V188H185ZM196 187V188H195ZM216 187V188H217ZM18 188V187H17ZM27 188L28 189H30V186H27ZM27 188H26V191H27ZM174 188V187H173ZM173 188H172V190H173ZM177 188H178V186H177ZM184 188H181V190H183ZM0 189H2V187L0 188ZM15 189H16V187H15ZM32 190H33V188H31ZM147 189H148V187H147ZM146 189V190H147ZM154 189V190H155ZM157 189H159V188H157ZM218 189H216V190H218ZM31 190V191H32ZM145 189H143V191H144ZM150 190H153V187L150 189ZM149 190V191H150ZM171 190V188L169 189V191H167V190H165L166 192H172V191H170ZM176 190H178V189H176ZM179 190H180V188H179ZM185 190V189H184ZM188 190V188L186 189V191ZM2 191H4V189H2ZM25 191V192H26ZM162 191H164V189H162ZM186 191H185V193H186ZM190 191H193L192 190V186H191V190ZM219 191H221V190H219ZM27 192H30V191H27ZM141 192H142V190H141ZM154 193H156V192H158V190H156V192L155 191H153ZM153 192H149L148 193V191H146V193H147V195L149 194V196L150 195H154V194H150V193H153ZM159 192H160V189H159ZM178 192H180V191H178ZM177 192V193H178ZM188 192V191H187ZM194 192V191H193ZM16 193H18V192H16ZM145 193V192H144ZM160 193H162V192H160ZM173 193H174V190H173ZM175 193H176V191H175ZM184 193V192H183ZM184 193V194H185ZM192 193V192H191ZM217 193H218V191H217ZM28 194V193H27ZM157 194V193H156ZM180 194H182V191H181V193ZM187 194V193H186ZM17 194H15L14 196H16ZM21 195H22V193H21ZM146 195V196H147ZM158 195H161V194H158ZM157 195V197L159 198L160 196H158ZM172 195V194H171ZM175 195V194H174ZM188 195V194H187ZM226 195V194H225ZM144 196V194L142 195V197ZM148 196V199L150 200V198H152V197H149ZM155 196V195H154ZM176 196H177V194H176ZM184 196H186V195H184ZM190 196V195H189ZM18 197L19 196H17V198L15 199L16 201H17V199H18ZM157 197H153L154 199H152V201L151 202H153V203H155L153 200H155V198L156 199H158ZM162 197V196H161ZM159 198V200L161 199L162 200V198ZM174 197V196H173ZM191 198V199H190ZM142 199H146V198H142ZM21 201H22V199H20ZM19 200V201H20ZM145 201V200H144ZM148 202V201H147ZM159 202V201H158ZM164 202V199H163V201H162V203L161 204H164L163 203ZM159 203V204H160ZM220 204V206L224 209L225 208V212H224V210L222 209V212H221V216H219V214H217V213H215V212H213V207L215 208V206H216V204ZM183 205H184V202H183ZM183 205H181V209H182V206ZM162 206V205H161ZM218 206V205H217ZM219 206V207H220ZM218 207V208H219ZM220 207V208H221ZM216 210H217V207H216ZM230 211V213H228L229 211ZM214 211H215V209H214ZM180 212V211H179ZM220 212V211H219ZM223 213H225V214H223ZM232 213V214H231ZM179 214V213H178ZM222 214H223V216H222ZM181 215V214H180ZM228 215H230V218H228L229 216ZM228 216V217H227ZM172 217V216H171ZM174 217V216H173ZM223 217V218H222ZM228 219H227V218ZM175 218V217H174ZM180 218V219H181ZM176 219H179V216H178V218L176 217ZM176 219H174L175 221H176ZM179 219V220H180ZM172 220H173V218H172ZM171 220V221H172ZM173 220V221H174ZM179 220H177L178 221V223H179ZM177 221H176V224H177ZM257 222V224H256V222ZM259 222L262 224H259ZM173 223H171V225H172ZM180 224V223H179ZM183 225V226H184ZM182 226V227H183ZM172 227H173V225H172ZM172 227H171V229H172ZM181 226H180V230H181V228H182ZM264 227V226H263ZM174 228H176V227H173V229L172 230H174ZM187 228V229H186ZM177 229H178V227H177ZM182 229V230H183ZM264 229V228H263ZM259 230H261V229H259ZM171 232V233H172ZM262 232H263V234H264V231L262 230ZM262 232H260V233H258V235L259 234H261ZM170 233V234H171ZM169 234V235H170ZM257 235V237H258V240L262 237L261 235L260 236H258ZM256 237V238H257ZM167 238V239H168ZM221 240H223L222 241V243L223 244H219V245H217L218 247H216V244L217 243H219ZM255 241H256V239H255ZM255 241H253V242H255ZM262 241V240H261ZM167 242V241H166ZM232 243L234 244V245H232ZM159 244H161V242L159 243ZM255 244V243H254ZM264 244V243H263ZM262 244V245H263ZM232 245V246H231ZM258 246H259V243L257 244ZM159 246V245H158ZM160 247V246H159ZM161 247L163 248V246L161 245ZM217 248V249H216ZM235 249V250H234ZM237 249V250H236ZM247 250V251H246ZM160 251H161V249H160ZM163 251H164V249H163ZM248 252V256L249 257H247L246 255H245V253L246 252ZM250 252V253H249ZM165 253L163 252V255L165 256ZM247 254V253H246ZM159 255H161V254H159ZM207 256H209V257H207ZM160 257V256H159ZM166 257V256H165ZM151 258V257H150ZM153 258V257H152ZM164 258V257H163ZM168 257H166V258H164L165 260L167 259ZM158 259V258H157ZM157 259H155V260H157ZM162 259V257L160 258V260ZM164 259H162L163 261H164ZM159 260V259H158ZM159 260V261H160ZM169 260V259H168ZM159 261H157V262H159ZM162 261V262H163ZM152 262V261H151ZM165 262V261H164ZM155 264H156V261L154 262ZM169 263V262H168ZM160 264V263H159ZM164 264H166V263H164Z\"/></svg>", "mask_w": 264, "mask_h": 264}]
</instances>
